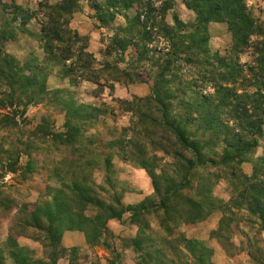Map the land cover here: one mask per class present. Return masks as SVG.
Instances as JSON below:
<instances>
[{
	"label": "rangeland",
	"instance_id": "1",
	"mask_svg": "<svg viewBox=\"0 0 264 264\" xmlns=\"http://www.w3.org/2000/svg\"><path fill=\"white\" fill-rule=\"evenodd\" d=\"M188 2H167L162 18L187 26L185 46ZM245 3L264 24V0ZM136 10L134 0H0V264H264V127L245 163L221 162L228 132L191 121L213 95V64L178 109L167 74L157 78L167 38H140ZM203 34L211 54L232 45L224 24ZM69 233L83 246L66 247Z\"/></svg>",
	"mask_w": 264,
	"mask_h": 264
},
{
	"label": "trees",
	"instance_id": "2",
	"mask_svg": "<svg viewBox=\"0 0 264 264\" xmlns=\"http://www.w3.org/2000/svg\"><path fill=\"white\" fill-rule=\"evenodd\" d=\"M135 1L137 13L133 22L137 20L136 28L140 31L135 29L139 37L145 39L147 36L146 39L149 41L152 32H155L167 38L169 54H164V56L168 59L161 66L157 78H163L167 74L169 79L167 91L172 93V99L169 102H176L178 109L187 106L188 93L194 95L192 89L202 85L191 77L199 75L200 78L207 79L205 75H202L204 72L202 67L213 64L211 65L212 70L205 72L206 75L213 77L207 81L213 87L211 88L213 95L203 96L204 111L196 110L195 117L191 118V121L202 122L205 126H209L208 132L210 133L214 126L225 128L230 137L224 142L225 150L221 162L245 163L249 152L256 146L255 137L260 135L264 127V24L253 16L245 0H188L190 2L187 8L195 14L196 18L193 38L189 46H185L178 41V38L187 26L182 25L174 16H172L173 26H168L162 20L165 12L170 9L167 2L174 0H157L161 3L157 9L144 0ZM66 7L64 4L56 6V11L62 14L67 13ZM51 19L49 18V21ZM209 24H224L231 34L232 45L224 52V56L211 54L206 49L208 38L203 32ZM60 34V31L57 33L54 29L52 32L49 28L47 38L54 41L60 37ZM182 49L188 52V56L179 58L178 55ZM245 54H248L250 63L241 64L240 56ZM199 56L204 61L200 60ZM183 68H187L190 77L188 74L181 73ZM215 70L221 72L217 74ZM154 91L152 103L155 110L160 109L163 116H167L165 102L159 99V92ZM202 114L204 118L201 117ZM227 119L232 120V124L238 127L237 133L227 128ZM161 126L166 127L170 132L174 144L186 146L187 141L184 139L183 129L178 124L166 122ZM191 152L196 160L199 157L198 152L193 149ZM176 157L178 158V154ZM210 164L216 165L217 163L211 161ZM262 175L264 176V173ZM250 204L248 206L252 207ZM83 218V222H86L87 218L85 216ZM111 218H114L113 214L108 216V219Z\"/></svg>",
	"mask_w": 264,
	"mask_h": 264
},
{
	"label": "crops",
	"instance_id": "3",
	"mask_svg": "<svg viewBox=\"0 0 264 264\" xmlns=\"http://www.w3.org/2000/svg\"><path fill=\"white\" fill-rule=\"evenodd\" d=\"M194 21V20H193ZM77 233H69V234H64L63 237H62V241H63V244L66 245V247H73V246H83V238L81 236H78L77 238L75 239H72V240H77L78 241V244H67L65 242V239L67 238H73L74 236L73 235H76ZM78 235V234H77ZM81 237V238H80ZM70 243H71V240H70Z\"/></svg>",
	"mask_w": 264,
	"mask_h": 264
}]
</instances>
